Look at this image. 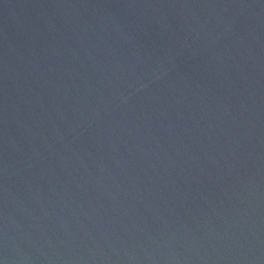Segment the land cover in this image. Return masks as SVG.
<instances>
[{
  "label": "water",
  "instance_id": "1",
  "mask_svg": "<svg viewBox=\"0 0 264 264\" xmlns=\"http://www.w3.org/2000/svg\"><path fill=\"white\" fill-rule=\"evenodd\" d=\"M0 264H264V0H0Z\"/></svg>",
  "mask_w": 264,
  "mask_h": 264
}]
</instances>
